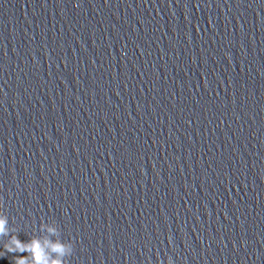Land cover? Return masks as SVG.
<instances>
[{"label":"clouds","instance_id":"obj_1","mask_svg":"<svg viewBox=\"0 0 264 264\" xmlns=\"http://www.w3.org/2000/svg\"><path fill=\"white\" fill-rule=\"evenodd\" d=\"M41 236L33 235L28 242H21L16 235V228L10 227L8 216L0 212V239L8 237L3 243L4 251H0V257L7 253H27V256H15L13 264H67V257L74 251V244L70 241L60 239V229L53 221L41 223ZM159 264H165L161 260ZM166 264H174L171 256L167 258Z\"/></svg>","mask_w":264,"mask_h":264}]
</instances>
